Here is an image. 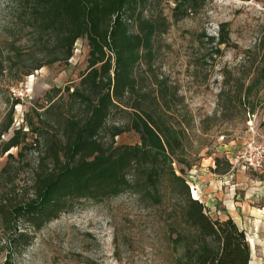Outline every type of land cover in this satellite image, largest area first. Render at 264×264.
<instances>
[{
	"label": "rangeland",
	"instance_id": "374dc122",
	"mask_svg": "<svg viewBox=\"0 0 264 264\" xmlns=\"http://www.w3.org/2000/svg\"><path fill=\"white\" fill-rule=\"evenodd\" d=\"M173 6V0H148L138 7L156 32L151 57L135 70L129 106L140 99L159 126L182 132L172 169L197 186L212 220L231 218L245 232L250 264H264V210H257L264 207L257 190L264 192V172L230 171L228 162L249 138L264 143V0H197L183 14ZM31 16L24 2L0 0V132L12 119L0 141L21 129L29 144L7 152L12 158L0 156V199L30 194L35 172L52 167L50 150L63 151L66 119L83 115L69 93L87 69L86 38L76 41L68 61L33 70L63 52ZM14 86L26 89L22 100L11 96ZM127 111L115 112L108 124L130 122ZM114 142L133 146L139 137L129 130ZM138 178L117 196L82 200L39 231L30 229L31 243L16 264H176V237L184 231L179 200L162 189V204L153 205Z\"/></svg>",
	"mask_w": 264,
	"mask_h": 264
},
{
	"label": "trees",
	"instance_id": "16d2710c",
	"mask_svg": "<svg viewBox=\"0 0 264 264\" xmlns=\"http://www.w3.org/2000/svg\"><path fill=\"white\" fill-rule=\"evenodd\" d=\"M18 1L27 4L42 29L55 35L56 46L63 52L33 70L68 61L81 36L87 40L89 53L79 87L69 93L74 107L83 112L82 119H66L63 151L50 150L52 167L35 172L28 196L0 199V264H16L31 243L30 229L39 231L82 200L101 202L117 196L137 185L135 177L143 182L153 205L162 204V189L179 200L184 231L176 237L181 249L176 264H250L245 232L231 218L212 220L203 203L191 198L186 181L172 169V155L182 147V132L159 126L141 108L140 99L129 106L137 88L135 70L151 57L156 32L152 20L138 12L148 0ZM196 1L173 0L172 12L187 13ZM223 43L218 39L219 45ZM260 66L264 77V57ZM127 109H132L130 122L108 124L115 112ZM11 122L10 118L0 137ZM129 130L138 135L139 142L115 146L114 139ZM25 140L21 129L16 130L8 141H0V156L29 146Z\"/></svg>",
	"mask_w": 264,
	"mask_h": 264
},
{
	"label": "built area",
	"instance_id": "2783aa9c",
	"mask_svg": "<svg viewBox=\"0 0 264 264\" xmlns=\"http://www.w3.org/2000/svg\"><path fill=\"white\" fill-rule=\"evenodd\" d=\"M9 92L16 100H22L27 95L26 89L22 86L11 87ZM228 162L230 164V171L249 170L257 172L264 169V143L254 138H249L244 142L242 147L231 156ZM188 186L191 198L200 201L196 186L191 183L188 184Z\"/></svg>",
	"mask_w": 264,
	"mask_h": 264
},
{
	"label": "crops",
	"instance_id": "0c3cea01",
	"mask_svg": "<svg viewBox=\"0 0 264 264\" xmlns=\"http://www.w3.org/2000/svg\"><path fill=\"white\" fill-rule=\"evenodd\" d=\"M238 171H241V170H237L236 172H238ZM243 171H245V170H243ZM246 171H248V172H250V173H256V174H260V173H262V172H264V169H262V170H260V171H257V172H254V171H249V170H246ZM227 177V179L229 178V179H231V175L230 174H228V175H225V177L224 178H226ZM260 183V182H259ZM193 184V183H192ZM194 185V184H193ZM195 186V185H194ZM196 190H197V194H200L201 192L197 189V186H196ZM257 190L259 191V192H261L260 193V195L262 194V193H264L263 192V190L260 188V186H259V188H257ZM202 195V194H201ZM201 197V196H200ZM260 197V196H259ZM201 201V200H200ZM258 211H261V210H264V207L262 208V209H260V208H258L257 209ZM237 225V224H236ZM247 237V236H246ZM248 241H249V239H247ZM249 243H250V241H249ZM250 245H252V244H250Z\"/></svg>",
	"mask_w": 264,
	"mask_h": 264
}]
</instances>
